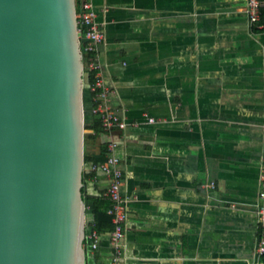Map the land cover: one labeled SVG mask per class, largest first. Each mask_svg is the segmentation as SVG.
<instances>
[{
	"label": "crops",
	"instance_id": "0c3cea01",
	"mask_svg": "<svg viewBox=\"0 0 264 264\" xmlns=\"http://www.w3.org/2000/svg\"><path fill=\"white\" fill-rule=\"evenodd\" d=\"M91 1L106 103L123 124L85 150L100 156L116 143L128 210L120 264H256L264 27L251 23L248 0ZM92 167L84 196L110 183ZM93 223L88 213L87 264H111L112 231L93 247Z\"/></svg>",
	"mask_w": 264,
	"mask_h": 264
},
{
	"label": "water",
	"instance_id": "95a60500",
	"mask_svg": "<svg viewBox=\"0 0 264 264\" xmlns=\"http://www.w3.org/2000/svg\"><path fill=\"white\" fill-rule=\"evenodd\" d=\"M76 0H0V264H87Z\"/></svg>",
	"mask_w": 264,
	"mask_h": 264
},
{
	"label": "built area",
	"instance_id": "2783aa9c",
	"mask_svg": "<svg viewBox=\"0 0 264 264\" xmlns=\"http://www.w3.org/2000/svg\"><path fill=\"white\" fill-rule=\"evenodd\" d=\"M77 1V0H76ZM264 0H248L247 12L251 23L258 27H264V23L260 22L261 10ZM78 32L81 39V50L83 54L84 65L96 71L95 81L90 84V90L94 92L93 112L101 116L103 131L111 130L116 125L123 124L121 117L116 114L106 103L108 98V89L104 86L103 78L100 73V64L97 60V45L104 39V32L97 20V12L91 0H80L79 11L77 5ZM86 71V70H85ZM154 120V118H150ZM116 143L111 141L108 144V156L99 163L93 164V170L105 171L110 177V183L104 192V195L110 198L111 206L108 213L113 217L114 228L112 230V244L114 254L111 264H120L122 256V240L125 235V224L128 217L127 199L122 192L124 183L123 171L119 167L120 159L114 153ZM261 174V187L259 191V227L260 233L256 246V264H264V153ZM90 237L93 247L98 245L99 232L91 229Z\"/></svg>",
	"mask_w": 264,
	"mask_h": 264
},
{
	"label": "trees",
	"instance_id": "16d2710c",
	"mask_svg": "<svg viewBox=\"0 0 264 264\" xmlns=\"http://www.w3.org/2000/svg\"><path fill=\"white\" fill-rule=\"evenodd\" d=\"M78 5V11H79V5L80 0H77ZM260 22L264 23V4L262 6L261 10V19ZM87 60V59H86ZM86 62V73L88 75V83L92 84L95 81L96 78V71L93 69H90ZM92 96H94V92H91ZM87 96V95H86ZM95 105L94 99H93V106ZM96 117L94 118V122L89 123V111L86 110V129L93 128L95 132L93 133H86L85 141L86 144L98 137L99 132L103 131L102 129V119L101 116L97 113H94ZM108 156V147L103 148V153L100 156L91 155L88 150H85V163H99L104 161ZM97 170H93L90 175H96ZM84 199L86 200L87 204V211L92 217L94 218L93 228L96 229L98 232L103 231H112L114 228L113 223V217L111 214L108 213V208L111 206V200L109 197L104 195V193L99 195H91V196H84ZM92 228V227H91ZM92 228V229H93ZM264 263V256L262 258Z\"/></svg>",
	"mask_w": 264,
	"mask_h": 264
}]
</instances>
